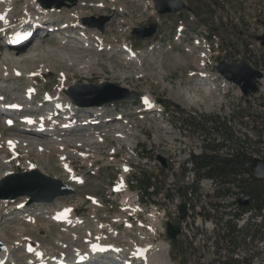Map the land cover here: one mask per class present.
Wrapping results in <instances>:
<instances>
[{
    "label": "rangeland",
    "instance_id": "1",
    "mask_svg": "<svg viewBox=\"0 0 264 264\" xmlns=\"http://www.w3.org/2000/svg\"><path fill=\"white\" fill-rule=\"evenodd\" d=\"M183 1L192 8L194 13L182 10L177 14L161 16L154 11L153 5L150 3L151 0H149V3L148 0H103L104 7L97 6L102 0H76V3L70 8L63 7L60 9V13L58 11L53 13L55 17L59 16L58 24L55 26L58 30L51 28L47 24L46 30L42 28L43 22L46 20L44 18L42 23H40L42 27L38 28L37 34L33 35L29 40L12 47H8L9 44L3 45L4 49L8 47V52L16 48L17 51L13 53L15 58L20 53L31 49H34L36 51L35 54H37L35 58H31L29 61L23 60L22 56H19L21 58L17 60L13 57H8L10 62L16 61L17 63H6L10 66L9 70L17 68L20 72L25 71L27 73L29 71L33 73L35 70H42L45 67L49 68H45V72L36 73L33 76L31 74L5 81L0 79V96L19 100L24 96L25 88L31 86L33 91H38L36 101L38 105L36 104L33 107L39 109L47 105L41 102L46 92L54 94L61 87L62 96L66 97V89L72 84L110 81L117 85L131 88L138 96L150 93L156 98H163L169 104L171 102L188 103L193 109L199 107L198 109L203 112L206 107L208 108L206 110L208 113L197 114L193 112L191 116L194 118L200 117L201 121L208 118L209 123H213L215 120V116L210 112L223 115L225 112H232L235 106L245 108L244 113L249 116L247 126L243 127L238 119L231 122L234 126L241 125L240 129L244 130V134L252 141H255L258 137L252 129L253 123L250 114L263 111V108L257 104L258 102H264L260 98H264V83L261 85L259 93L248 101L250 103L249 110H247V103L243 104L241 102L237 89L234 87L228 90L216 87L215 90L207 92L204 88L193 85V82L199 77L197 52L200 49L195 44V38L210 47L211 53H214V58L217 62L226 60L234 63L244 60L253 67L264 71V50L259 48L251 37L260 31L264 32V0ZM24 7V3L15 4L14 10H18V13L14 12L12 19L21 16L23 14L21 10ZM258 9L262 10L261 15H258ZM101 15L110 17L102 35L97 29L82 23L85 18H99ZM74 16L80 17L79 22L82 28H80L81 26H74L59 29L62 23L67 22L66 19ZM260 18L263 24L258 23ZM149 24L157 26L156 34L150 39H135L131 34L133 28L147 27ZM2 27L0 25V40L9 34L7 33L8 29ZM78 32H85L89 35L88 38L91 42H93V33L97 36L101 35L100 37L103 38L104 44H107L108 47L110 46V50L100 52L90 47L92 49L91 53L96 57L95 62L97 65H93L87 73L83 72L84 70L80 72L79 69V64L82 65L83 63L82 58L78 54L83 49L76 50V43L79 42L76 40ZM179 34H181L180 37ZM55 37H58V39ZM38 44H40L39 49L37 48ZM78 44L80 45L81 43L79 42ZM122 46L131 47L136 57L127 60L125 58L126 53L117 50L123 49L121 48ZM89 51L83 50V52ZM2 52L0 51V60ZM42 54L45 57L41 56ZM1 62L3 61L1 60ZM61 74H67V78L61 80L63 79L60 77ZM123 74L129 77L121 78L120 75ZM123 106L125 105L111 108L113 111H122ZM82 108L86 109V107ZM132 112H134V109H132ZM133 115L136 116L137 114L133 113ZM3 119L0 116V130L4 128ZM18 120L19 118L13 122L17 124L19 123ZM196 121H199V119L196 118ZM143 123V121L140 122V124ZM148 126L151 128L150 134L159 140L165 135L160 126L153 120H148ZM190 128L194 127L189 126V129L186 130V138L183 142L184 144L182 143L181 145V149L200 154V152H203L201 141L204 136H201L199 132H193ZM17 133L15 129H9L5 132V138L15 137ZM190 134L192 135L190 136ZM86 137H88V133L84 131L82 133L77 132V134L62 135L65 140L73 138L72 141L74 143L78 142V139ZM36 138L41 139L39 136ZM141 138L143 139V136ZM37 144L44 147L43 151L38 150L39 153L43 154L42 156L37 154L35 149L26 155L25 149L20 148L18 157H16L18 160L12 158L11 163L4 160L6 161L5 163L2 161L4 158L0 153V177L7 172V169L8 173L25 171L28 166L25 164L28 160L34 163L35 167L45 175L70 184L75 189V193L58 198L53 203L44 206L41 203L25 204L23 207V209H26L25 212L12 210L18 202L23 201L21 198L15 201H6L5 204L0 200V237L5 244L11 245L10 259L15 264L28 263L23 256L24 247L22 246L24 243H17L18 239L15 236L17 229H22L23 227L22 240L30 239L32 244H40L39 246L43 249L45 248L46 251L54 254V256H63L64 253L59 252L65 248L69 250L71 246L76 248L82 246L85 240L82 237L86 235L88 230L93 232L95 237L97 230H101L100 234H102L103 239L113 240L121 246L123 244V246H126L127 243L125 242L131 236L135 237L133 239L135 243H142L141 233L147 231L145 226L147 227L149 224L147 221L148 199L144 195V190L141 186L142 182L133 185V189L140 196L141 212L132 214L129 217L130 226L126 227L123 225L124 219H126V212L121 211V196L112 192L114 184L107 183L104 180L105 176L100 173V143H85L80 146L73 145L70 147V149L76 148V152H89L97 156L95 164L90 167L83 163L82 161L84 160L79 156H68L69 162L75 169V174L83 175L84 182L76 185L69 179V173L63 171L60 165L61 161L58 158L59 153H66V146H64L65 150L59 151L51 146L52 143L37 142ZM2 145H0V148ZM253 146L254 155L264 157V138L261 143H253ZM228 151L229 148L223 152L228 154ZM8 156L7 153L5 157L8 158ZM44 156L48 157V159L44 160ZM182 158H184L183 154ZM93 198L99 202V205L93 204ZM226 202L228 203L226 208L229 209L232 199L229 198ZM58 205H71L76 208L77 217L83 221V224L81 223L77 228L76 233L69 232L64 225L53 223L47 217L46 211L52 207H59ZM199 207L201 210L200 205ZM19 212L27 213L28 217L20 214L22 216L20 218L18 216ZM13 215H16L17 218H12ZM27 218H31V222L26 221ZM32 219H34L33 222ZM100 223H107L112 228L105 227L100 229ZM140 226H143L144 229H141ZM116 227H118V230H116ZM64 229L67 231H64ZM110 229H113L114 233ZM156 230L159 232L158 229ZM65 238L69 239L64 240ZM160 238L170 243L166 235H162ZM178 246L176 250L170 247L169 255L173 264H214L210 261H217L221 257H224L225 261L235 260L236 258L246 259L253 264H262V261H264V241L258 244L256 248L237 250L233 254L235 259H232L231 254L221 252L215 247L184 252L181 245ZM215 252L218 253L215 254ZM258 252L262 254L258 255ZM201 256H204L202 262L197 259Z\"/></svg>",
    "mask_w": 264,
    "mask_h": 264
},
{
    "label": "bare ground",
    "instance_id": "2",
    "mask_svg": "<svg viewBox=\"0 0 264 264\" xmlns=\"http://www.w3.org/2000/svg\"><path fill=\"white\" fill-rule=\"evenodd\" d=\"M24 3L25 7L24 9L21 10L23 13L21 16H18V18L12 19L14 17V12L18 13V10H14L15 4H20ZM149 3V0H148ZM152 4V1L150 2ZM103 0L100 2L97 6L98 7H104L103 5ZM150 4V5H151ZM78 9V8H77ZM55 11H58L60 13V10L54 9V8H45L41 5V3L38 0H0V25L3 26L2 28L8 29L9 34L5 35L6 37H3L0 40V51L2 52V58L1 60L4 62H1L0 60V79L5 81L6 79H15L21 76H29L32 74L35 75L36 73H42L45 72V67L42 68V70H35L33 73H30L29 71L26 73L25 71L20 72L19 69L15 68L12 70H9V67L7 64H17L16 61L10 62V59L8 57H14V52H16V48H14L11 52H8L7 48L12 47L13 44V39H14V34L17 30L19 31H27L28 29H32V33L30 35H36L38 30L35 29V25H39L44 18L46 20H58L59 16L53 15ZM82 14V13H81ZM80 17L79 16H74L72 18L66 19L67 22L62 23L59 29L62 28H70V27H80L82 28V25L79 22ZM45 20V21H46ZM46 21V23L48 22ZM132 25V24H131ZM46 30V25L44 26ZM58 30V29H57ZM77 37L80 40V45L76 43V50L78 49H83L85 51L89 52H83L80 51L78 56L82 58V65L79 64V69L80 72L81 70H84L83 72L87 73L89 69L93 65H97L95 62V55L92 54V49H97L100 51L103 50H110V46L108 47L107 44H104V40L102 37L97 36L96 34L92 36L93 42L89 41V35H87L85 32H78ZM91 38V37H90ZM58 39V38H57ZM90 43L95 44L94 47ZM9 44L6 49H4L3 45ZM78 44V45H77ZM17 47V46H16ZM40 47V44H38V49ZM91 47V48H90ZM123 52H126V50H130L131 53L126 54L125 58L126 59H132L135 58L136 55L133 54L132 48L128 46H123L122 47ZM36 51L34 49H31L30 51L27 50L25 52H22L19 54V56H22L23 60L29 61L31 58H35L37 54H35ZM52 54V53H51ZM132 54V55H131ZM47 55V54H46ZM49 55V54H48ZM16 57L15 59H19L21 57ZM45 57L43 54L41 55ZM77 57V55H76ZM78 57V58H79ZM138 62V60H136ZM7 63V64H6ZM49 71V70H46ZM51 71V68H50ZM32 72V71H31ZM138 76V75H137ZM61 80H64L67 78V74H61L60 76ZM121 78H127L129 76L123 74L120 75ZM129 79V78H128ZM75 82V81H74ZM200 82V80H199ZM264 82V79L263 81ZM197 84V83H196ZM193 84V85H196ZM126 87V86H125ZM62 89L61 87L57 89V91L54 94L51 95H46L45 97L41 100H44V105L49 104V101H55V103H59L63 105L64 107H69L68 112H64V116H72L73 110H78L76 113L79 111H87L91 112L92 114H100V111L103 110V108L100 107H87V109H77L74 105H72L71 101L67 98L62 96L61 93ZM33 92L31 87H27L24 93L26 96ZM24 98H20L19 100L17 99V103H20V101H23ZM15 103V102H13ZM13 103H11L13 105ZM15 103V104H17ZM152 105H150L148 108H151ZM49 108V107H48ZM47 105L43 108H39L33 112H31L28 115H24L20 117V122L18 124H11L8 126L7 124H4V128H1L0 130V145L3 144L0 148V153L3 156V162L6 163L9 162L11 163L12 158H16L18 156V151L20 148L25 149L26 155H28L32 150L35 149L36 153L39 155H43L42 153H39L38 150L43 151L44 147L39 146L37 142H42L44 144H51V146L57 150H65L64 146H66V153L62 152L58 154V158L61 161V167L63 168L64 172L69 173V179L71 180L72 183L79 184L83 183L84 179L82 176L75 174L74 168L72 164L68 161V156L71 154H74L76 156H79L82 158L84 161L83 163H86L87 166H93V163L97 159V156H95L92 153L89 152H76L74 150H69L70 146H75L81 143H93L96 141L95 136H89L86 138L78 139L79 141L74 143L72 139H66L62 138V135H68L70 134H76L74 133L75 130L73 128L70 130L68 133L67 131H63L60 133L58 129H61L63 127H72L74 124L71 121H60V117L57 113L52 112V110L48 109ZM81 111V112H82ZM152 117L148 116V120H153L157 125L160 126V129L165 133V135L159 140L158 138L154 136H150L152 142H155L156 144H153L152 148L157 147L160 149H155V151L159 152L160 154L164 153V156L169 159H174V170L177 172L178 175V182H187L186 186L190 185H196L200 184L201 186H205L211 193H214L215 191L220 190V187L218 186V183L212 178L209 179H202V180H197L195 173H194V165L191 160V151H184L181 149V145L184 142L186 138V130L189 129V126L183 125V122H173V120L170 118V112L167 113H162V112H156V113H151ZM214 115V114H213ZM196 118L200 120V117H192L191 116V121H196ZM7 119H3V122L6 123ZM30 121V122H29ZM115 127H112V129L107 132V135H110L112 140L115 139V144H114V149L115 151L121 152L119 157H123V161H119L120 165L128 166V165H133V159L134 157L131 155L132 149L138 144L139 139H142V135L138 131L136 124L133 122H130L128 126L124 127L121 130L115 129ZM9 129H15L18 133L17 136L13 137L10 136L9 138H5L6 134L5 132ZM70 129V128H69ZM84 129H87L85 127ZM82 131V130H81ZM88 134H93V131H90ZM192 134H190L191 136ZM41 137V139H37L36 137ZM58 136V137H57ZM80 136V135H79ZM118 137H121L118 139ZM144 139V138H143ZM187 142V139H186ZM190 143V142H189ZM184 144V143H183ZM203 142L201 141V145ZM41 145V144H40ZM187 145V144H186ZM39 147V148H38ZM200 147V146H199ZM203 147V145H202ZM186 149V148H185ZM203 152H204V147H203ZM203 152H200L202 154ZM8 156L5 157L6 155ZM114 154V153H110ZM182 154L183 157L182 158ZM91 157V159H90ZM56 158V156H55ZM18 160V158H16ZM48 157L44 156V160H47ZM6 160V161H4ZM151 167H152V162H150ZM27 169L32 168L36 169L34 163L29 162L28 160L26 161ZM57 171V170H55ZM7 172L4 175H6ZM10 173V172H9ZM1 176L0 178H2ZM173 184L175 185V173H167L165 174V184ZM118 189H122L124 186L122 184H118L116 186ZM191 187H189L188 190H190ZM227 198H234L232 202H230L231 206L229 209L228 203L226 202ZM236 195H227V196H217L215 198V202L218 205V211L220 214H223L225 218H229L230 221H237L239 218L241 219V222L243 225L247 226L246 228L250 226H255L254 224L260 223L261 222V216L258 214L252 217V220L250 223H247L248 216L252 213L251 212H245L238 216L237 218L233 216V214L238 210L236 207ZM23 201H20L15 205L12 210L16 211L19 210L21 212H25L26 209H23L22 207L25 206L26 199H21ZM122 208L124 212H126V220H124L123 225L126 227H129V217L132 214H136L137 212L141 211V207L139 204H137L135 200V195H133L132 192H125L123 197H122ZM3 204L7 200H1ZM55 201V200H54ZM93 204L99 205L97 200H92ZM53 203V202H52ZM43 204V205H42ZM42 206L47 205L46 203H41ZM50 206V205H48ZM59 206V205H58ZM51 209V210H50ZM157 208L156 210H158ZM161 210V209H159ZM18 213V216L21 218L23 215H27V213ZM12 213V211H10ZM46 215L51 220L53 223H56L58 225H64L69 232L76 233L77 228L80 226V224H83V221L77 217L76 214V208L72 207L71 205L67 206H59V207H52L49 208L48 211H46ZM12 217V216H11ZM28 217V215L26 216ZM12 218H17L16 215H13ZM26 221L31 222V218H27ZM34 219H32V222ZM75 224V225H72ZM98 225V224H97ZM96 225V228H97ZM100 229H103L105 227L112 228L111 226L107 225V223H100ZM98 225V226H99ZM85 227V226H84ZM141 227V226H140ZM218 227V226H217ZM24 228V227H23ZM23 228L17 229V233L15 236L17 237V243H24L22 247H24V252L23 256L27 260V264L32 263V264H56L55 259H62L65 260L69 257H72L73 259L81 256L84 257L87 253L93 251L96 248V245L100 244H105L107 247L114 248L120 253H127V254H135L138 253L139 257L141 259H145L147 261V264H172L171 260L169 258V250H170V245L160 239H156L155 237L157 236V231L155 228H150L146 227L147 231H143L141 233V236L143 238L142 243L139 242L138 244L134 242V238L127 237L128 240L126 246H121L115 241H108L107 239L102 238V234H100L101 230H97V235L96 237L94 236V233L88 230L86 232V235L82 237V239H85L83 241V245L76 248L74 246H71V249L66 250L67 248L61 250L59 253H64L63 256H54V254L50 253L49 251H46L45 248L43 249L41 246L32 244V241L30 239H23ZM245 228V227H244ZM64 229V231H67ZM141 229H144L142 226ZM25 230V229H24ZM111 230V229H110ZM116 230H118V227H116ZM112 233H114L113 229L111 230ZM82 235V234H81ZM80 235V236H81ZM129 236V235H128ZM29 238V237H28ZM69 238H65L64 240H68ZM249 239H252V237H249ZM116 240V239H115ZM0 241L4 244V249L0 251V264H10L14 263L12 259H10V251H11V245L5 244L1 237ZM264 240H253L250 248H256L258 247L257 245L260 243H263ZM12 242V241H11ZM15 243V242H14ZM15 249V248H14ZM239 249H245V248H236V251ZM30 250V251H29ZM14 251V250H13ZM235 251V252H236ZM234 248H231V254L232 259H235L233 256ZM51 254V255H50ZM22 256V255H21ZM21 258V257H20ZM21 260V259H20ZM54 261V262H53ZM249 261V260H247Z\"/></svg>",
    "mask_w": 264,
    "mask_h": 264
},
{
    "label": "water",
    "instance_id": "3",
    "mask_svg": "<svg viewBox=\"0 0 264 264\" xmlns=\"http://www.w3.org/2000/svg\"><path fill=\"white\" fill-rule=\"evenodd\" d=\"M45 8L56 9L62 7L70 8L76 3V0H38ZM155 11L159 15L167 13H178L181 10L192 12L191 8L182 0H152ZM110 20L109 16H100L99 18H85L83 24L96 28L103 33L105 24ZM156 32V25L150 24L147 27L134 28L132 34L136 39H146L152 37ZM257 41L264 45V35L255 37ZM216 70L227 81L236 85L243 96L255 94L258 91L257 84L262 78V73L252 68L245 61L229 63L225 60L218 62ZM68 96L72 102L79 107H98L105 104L117 103L127 99H136L137 96L129 89L116 85L112 82L77 83L67 90ZM162 164L164 160L156 155L154 156ZM250 173L255 178H264V159L255 158L249 167ZM75 190L61 180L54 179L45 175L38 169L29 172L15 173L4 176L0 179V199L15 200L17 198H26L27 203H51L58 197L74 194ZM250 196H244L239 200V204L247 206ZM180 220H185L186 206L182 204L178 208ZM168 238L172 242L173 249L177 248V236L180 229L177 224H166ZM4 244L0 242V250Z\"/></svg>",
    "mask_w": 264,
    "mask_h": 264
},
{
    "label": "trees",
    "instance_id": "4",
    "mask_svg": "<svg viewBox=\"0 0 264 264\" xmlns=\"http://www.w3.org/2000/svg\"><path fill=\"white\" fill-rule=\"evenodd\" d=\"M262 99L264 100V98ZM241 100L243 101L244 99L242 98ZM249 104H247V110H249ZM257 105L264 107V102H258ZM243 113V108L235 106L232 110L231 121L242 119L241 115ZM250 117L253 123L252 129L258 137L255 141L249 139L246 134L243 139L237 137L233 131L235 126L231 127L230 123L223 122L219 117L213 123H210L214 125L212 132L206 130V128L205 132L201 128H190V130L196 131V133L199 132L201 136L206 133L209 135L207 138L210 140L202 139L205 153L197 165V172L205 177L214 179L216 183L224 184L222 191H220L221 195L232 192L235 188L237 190L236 193L242 192L251 196L255 207H264V179H255L249 172V165L252 163L254 154L253 143H261L264 138V111L252 113ZM203 121L209 122L208 118ZM216 133L221 136L220 141L215 139V137L212 138V135ZM224 144H227L230 148L228 154L223 152L228 149L223 148ZM231 199L234 200V198ZM228 224L230 223L228 222ZM227 230L228 232L224 233L222 237L230 248H234L232 245L245 242L247 237H253L256 234L253 226L244 228L240 218L236 222L232 221L230 229ZM250 247L251 245L248 244L237 246V248Z\"/></svg>",
    "mask_w": 264,
    "mask_h": 264
},
{
    "label": "built area",
    "instance_id": "5",
    "mask_svg": "<svg viewBox=\"0 0 264 264\" xmlns=\"http://www.w3.org/2000/svg\"><path fill=\"white\" fill-rule=\"evenodd\" d=\"M148 116L152 117V114H149ZM170 118L173 120V122H183V125L185 126H192L194 128H201L204 129V132H205V128L206 130H209V131H213V127L214 125H211L209 122L207 121H191V113H185V114H173L170 112ZM203 127V128H202ZM209 135H207L206 133H204V137L203 139H205L206 141H210L207 137ZM215 137V139H218L220 141V135L219 134H214L212 135V138ZM211 138V139H212ZM146 139V142H148L149 144V149L152 148L153 144H156L155 142H152L151 140V137L149 138H144ZM142 141V140H141ZM223 148H229V146L227 144H224ZM194 154V153H192ZM164 156V153L162 154ZM195 155H200V154H195ZM166 158V156H164ZM120 161H123V157H119ZM167 159V162H168V168L165 170V173L162 174V175H159L158 174V165L155 161H152V167L150 168L152 173H153V176H152V180L154 182L160 180V181H163L165 183V174L167 173H175V186L177 187H180V188H183L184 186H186L187 182H178V175L177 172L174 170V159H169V158H166ZM177 203V199L174 200V203L169 205V211L171 212V215L174 216L175 214L172 212V210H174V204ZM162 213L164 214L165 213V209H162ZM217 226V223L214 222L212 223V227H215ZM252 239H249V237H247V239L245 240V242H242V243H239L237 245H232L234 246V252L236 251V248L237 246H244L245 244H252L253 240L251 241ZM221 261H225L224 260V257H221L220 258ZM236 261H244V260H241V259H235Z\"/></svg>",
    "mask_w": 264,
    "mask_h": 264
},
{
    "label": "snow or ice",
    "instance_id": "6",
    "mask_svg": "<svg viewBox=\"0 0 264 264\" xmlns=\"http://www.w3.org/2000/svg\"><path fill=\"white\" fill-rule=\"evenodd\" d=\"M147 102V101H146ZM30 122V121H29Z\"/></svg>",
    "mask_w": 264,
    "mask_h": 264
}]
</instances>
